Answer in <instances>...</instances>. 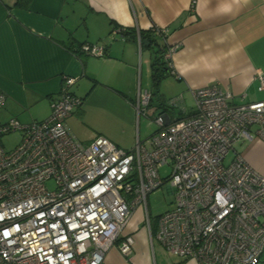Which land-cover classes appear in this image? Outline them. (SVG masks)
Returning <instances> with one entry per match:
<instances>
[{
	"label": "built area",
	"instance_id": "built-area-1",
	"mask_svg": "<svg viewBox=\"0 0 264 264\" xmlns=\"http://www.w3.org/2000/svg\"><path fill=\"white\" fill-rule=\"evenodd\" d=\"M154 28L172 68L177 46ZM80 50L105 53L100 44L83 43ZM258 79L264 90V75ZM73 83L64 76L46 119L0 121V264H103L113 246L126 255L133 239L127 235L117 243L119 233L137 205L149 221L147 195L162 185L174 198L156 217L155 237L169 253L198 264L258 262L264 252V175L233 147L240 140H264V99L233 102L232 93L215 84L195 88L189 116L156 114L147 144L124 149L103 135L83 143L69 131L66 118L82 102L70 90ZM151 96L148 89L139 92L138 115L146 114ZM4 99L0 91V107ZM12 131L21 138L7 149L1 138ZM163 166L169 167L166 175Z\"/></svg>",
	"mask_w": 264,
	"mask_h": 264
},
{
	"label": "crops",
	"instance_id": "crops-1",
	"mask_svg": "<svg viewBox=\"0 0 264 264\" xmlns=\"http://www.w3.org/2000/svg\"><path fill=\"white\" fill-rule=\"evenodd\" d=\"M153 26L177 46L174 73L166 74L156 90L153 52L138 36L140 29ZM116 27L128 31L113 34ZM83 43L104 45V55L83 53ZM259 74L264 75V0H0V91L5 96L0 116L6 117L1 122L46 119L64 76H70V90L82 102L66 118L69 131L83 143L103 135L131 149L137 141L146 145L157 129L150 124L142 131V115L189 116L195 88L215 84L231 92L233 102L264 99ZM144 89L152 96L146 114L138 115L135 105ZM234 150L264 175V140H240ZM156 227L157 219L152 224L144 206H135L117 240L131 236L130 252L113 246L103 264H198L169 253L155 237Z\"/></svg>",
	"mask_w": 264,
	"mask_h": 264
},
{
	"label": "rangeland",
	"instance_id": "rangeland-1",
	"mask_svg": "<svg viewBox=\"0 0 264 264\" xmlns=\"http://www.w3.org/2000/svg\"><path fill=\"white\" fill-rule=\"evenodd\" d=\"M151 118L155 116L151 111L147 114ZM150 117L145 118V116H141L140 122H141V130L145 131L146 128L148 129L150 127V124H153L155 126V123L150 120ZM0 118L4 119L5 116H0ZM24 121V120H22ZM152 127V125H151ZM153 129V127H152ZM21 138V132L20 131H12L6 134L2 135L1 141L5 148L10 149L14 147ZM232 157V151L230 150L224 160V163H228L230 161V158ZM169 172L168 166H163L160 168V173L162 175H166ZM48 185H51L50 183ZM173 195L170 191L167 190L166 185H162L161 187L151 191L147 195V209L149 213V219L154 224V220L156 221V217L163 213L164 211L170 209L173 205Z\"/></svg>",
	"mask_w": 264,
	"mask_h": 264
},
{
	"label": "trees",
	"instance_id": "trees-1",
	"mask_svg": "<svg viewBox=\"0 0 264 264\" xmlns=\"http://www.w3.org/2000/svg\"><path fill=\"white\" fill-rule=\"evenodd\" d=\"M154 27L155 26H153L150 30L140 29L138 31V36L141 46L149 48L153 52V59L151 62V84L156 90L162 78L166 74L172 73V68L168 65L163 56L167 45L163 41L162 36L156 33ZM120 29L122 32L128 31V28ZM256 264H264V252H262Z\"/></svg>",
	"mask_w": 264,
	"mask_h": 264
},
{
	"label": "water",
	"instance_id": "water-1",
	"mask_svg": "<svg viewBox=\"0 0 264 264\" xmlns=\"http://www.w3.org/2000/svg\"><path fill=\"white\" fill-rule=\"evenodd\" d=\"M169 191H171L169 188H168Z\"/></svg>",
	"mask_w": 264,
	"mask_h": 264
}]
</instances>
